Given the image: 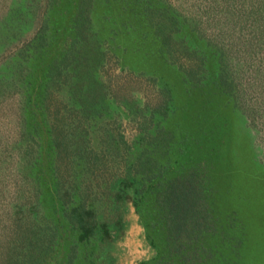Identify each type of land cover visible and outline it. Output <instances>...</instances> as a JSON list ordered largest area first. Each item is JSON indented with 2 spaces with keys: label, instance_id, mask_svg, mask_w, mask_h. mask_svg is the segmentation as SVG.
Wrapping results in <instances>:
<instances>
[{
  "label": "rangeland",
  "instance_id": "obj_1",
  "mask_svg": "<svg viewBox=\"0 0 264 264\" xmlns=\"http://www.w3.org/2000/svg\"><path fill=\"white\" fill-rule=\"evenodd\" d=\"M83 4L91 10L89 43L98 49L90 54L98 60L88 51L81 53L75 64L63 61L64 71L57 74L52 64L60 63L74 40L73 22ZM146 4L171 6L182 18L180 28L204 36L198 44L209 61V73L193 72L197 59L177 54V61H170L152 27L163 24L166 12L150 22L151 11L143 13ZM2 19L0 264H10L4 254L12 248L21 264H27L25 244L18 248L23 232L28 240L42 226L57 224L60 231L64 226L60 213L53 216L59 208L56 195L49 196L50 189L45 199L38 196L17 169L22 154L15 146H32L18 126L26 105L31 129L38 127L45 139L55 130L65 136L67 148L58 157L68 166L58 179L65 189L61 198H70L66 209L85 204L116 231L108 239L87 237L91 242L82 244L80 264L152 262L157 251L146 240L136 205L137 184L122 181L127 177V147L146 126L137 112L165 104L167 85L172 99L165 132L175 137L185 156L180 157L182 166L204 173L212 214L231 228L228 237L235 233L238 240L236 254L226 251L221 264H264V0H0ZM49 19L53 40L43 62L32 68V59L21 53ZM181 40L186 46L194 42ZM221 45L235 59L229 66L237 86L232 91L220 84L217 56L211 53ZM77 48L84 51L82 44ZM27 83L33 84L32 94ZM48 163L44 156L43 165ZM113 191L121 194L119 199L109 194ZM23 218L29 219L27 225ZM67 238L80 242L78 235L69 233Z\"/></svg>",
  "mask_w": 264,
  "mask_h": 264
},
{
  "label": "trees",
  "instance_id": "obj_2",
  "mask_svg": "<svg viewBox=\"0 0 264 264\" xmlns=\"http://www.w3.org/2000/svg\"><path fill=\"white\" fill-rule=\"evenodd\" d=\"M56 1L53 0V2ZM145 7L143 13L144 11L146 13L151 11L150 22H153L160 12L162 15L166 12L162 20L163 24L158 26L156 23L152 27L160 36L170 61H177V54L191 60L197 59L198 62L192 66L193 72L209 73V61L203 55V50L198 44L200 40L205 41L204 36L195 33L190 27L180 28L182 18L177 12L171 10V6L158 9L146 4ZM9 15L13 17L10 13ZM49 16L52 17V15ZM4 20L2 19L0 24L3 25ZM44 24L47 27L35 38L38 40L36 45L33 46L36 40L29 44L26 43L21 53L22 56H25L24 58L32 59V68L39 67V62H43L46 50L53 40V37H50L52 21L49 19ZM92 26L91 10L83 4L79 7L75 22H73L72 32L76 39L74 38L71 42L67 52H64L60 63L55 61L52 64V70L55 73L64 71L63 67L65 66H61V63L65 60H71L75 64L81 53L89 52L91 59L97 58L96 55L91 56L90 54V52L98 49L95 48V44L89 43ZM5 27H7L6 24ZM5 27L2 26V28ZM184 34L187 36L181 37ZM192 34H195V38ZM189 38L194 40L193 45H184L185 41L181 39L187 41ZM81 44L84 51L77 48ZM207 46H211V44L208 42ZM212 52L215 57L217 56L216 66L220 70V72L218 71L220 84H224L231 91L236 89V84L229 76V71L231 73L230 60L235 59L229 56V50L225 45L215 48ZM27 84L26 88L29 87L31 90L33 84ZM166 87L165 89L171 92L169 86ZM168 92H165L168 96L165 104L160 103L145 109L142 114L137 112L138 115H143L141 116L143 125L146 126L136 137L134 136V139L132 138V142L127 147L128 170L126 176L128 178L126 177L122 184H126V186L137 184L136 205L140 219L146 229V240L157 251V256L150 264H221L223 261L225 263L227 258L224 257V253L229 250L228 253L235 255L239 248L238 243H236L238 240L235 233H231L228 237L227 231L231 228L228 225L225 227L220 225L219 219L212 214L211 204L208 202L211 199L209 196L211 190L208 181L204 178V173L197 169L182 166L180 157L185 156L176 146L175 137L170 132H165L167 129L165 122L171 115L168 106L172 97ZM30 94H32V90ZM3 95L0 90V97ZM23 97L27 98L26 91ZM23 109L26 111L21 116V123L18 121V124L20 123L18 125L19 131L23 133V138L27 143L32 144V146L31 149L25 148L24 150L21 143L15 146V149L22 154L18 156V172L26 180H29L38 196L44 195L45 199L51 189L49 196L52 197L55 194L57 203L59 202V208L56 209L57 212L55 211L53 216L55 217V214L60 213L61 224L63 223L62 226H64L61 228L62 232L57 224L53 227L42 226L38 228V234L36 236L34 234V239L29 238L28 240L26 232H23L25 234L22 238L24 241L19 242L18 248H23L25 244L28 257L27 264H80L84 256L82 244L91 242L87 237L99 236L100 239L103 236L108 239L116 234V231L109 227V222L100 221L99 216L93 210L88 211L85 204H80L79 209L74 208L72 211L66 209L70 198L68 197L67 200L61 198L60 193L65 189L64 186H60L58 179V175L59 178L65 176L64 168L68 166V164L65 165L64 158L58 157V153L67 148L65 136L63 133L60 134V131L55 130L54 132L50 131L49 139H45L40 134L38 127L31 129L26 120L29 118L27 115L28 105ZM70 141L72 142V140ZM44 156L49 157L47 165H43ZM27 157L32 160L29 161ZM70 163L72 162L70 161ZM118 185L121 186L120 182ZM109 194L115 195L114 197L118 199L121 196L114 191ZM43 209L45 208L43 207ZM23 220L27 225L29 219L23 218ZM69 233L74 236L78 235L81 244L77 240H69L67 238ZM69 243L73 244L71 249L67 250ZM229 243H231L230 246ZM12 249L4 254L5 257L10 261V264H21L19 257L16 254L13 255ZM222 258L223 260H221Z\"/></svg>",
  "mask_w": 264,
  "mask_h": 264
}]
</instances>
